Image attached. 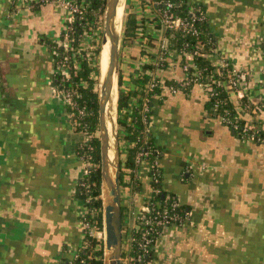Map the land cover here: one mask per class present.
I'll return each instance as SVG.
<instances>
[{"label":"crops","instance_id":"obj_1","mask_svg":"<svg viewBox=\"0 0 264 264\" xmlns=\"http://www.w3.org/2000/svg\"><path fill=\"white\" fill-rule=\"evenodd\" d=\"M128 1L148 36L141 27L120 51L124 90L136 89L145 64L154 65L151 79L182 80L190 57L171 48L159 64V0ZM187 1L206 10L216 39L208 59L226 58L247 73L242 88L229 93L236 117L264 127V113L249 106L264 98V0ZM28 2L0 0V264H66L85 240L88 207L79 183L88 164L79 148L86 136L56 83L48 41L62 46L72 16L55 2ZM169 87L152 96L148 138L160 152L162 188L187 207L190 221L164 228L144 264H264V139L244 136L211 112L204 87ZM139 99L132 95L131 106ZM150 168L140 161L133 171L140 185L121 186L128 224L153 196Z\"/></svg>","mask_w":264,"mask_h":264},{"label":"trees","instance_id":"obj_2","mask_svg":"<svg viewBox=\"0 0 264 264\" xmlns=\"http://www.w3.org/2000/svg\"><path fill=\"white\" fill-rule=\"evenodd\" d=\"M176 3V7L173 9L175 13L180 16L189 15L188 9L193 5L194 7L200 6L206 13L204 6L200 3H189L187 0H172ZM85 7L83 19L76 20L75 28L72 30L71 35L75 39L74 43L79 44L80 37L83 34L84 27L86 24H92L96 20V14L98 11H104L106 9L107 0H78ZM181 4L178 5V3ZM157 8L163 9L164 7ZM158 16V15H157ZM155 17L157 21L156 26L160 27V17ZM157 18V19H156ZM154 21V19L152 20ZM201 28V34L199 37L193 35L182 36L181 33L174 30H167L165 34L168 35L171 40L169 43V49L179 50L184 41L189 42L191 45H194L198 42L204 44L203 48L200 50L192 49L194 51L193 62L197 66L196 68L192 67L188 61H184V64H189L190 72L194 73L196 70L200 71L201 77H198V80L202 82H210L214 87V92L216 95L209 97L208 107L211 112L216 113L222 119L224 117V122L230 126L231 129L239 131L242 134L245 133L244 125L245 121L241 118L236 117V109L231 101L228 91H226L222 86L218 85L215 80L221 78L220 72L218 69L211 64V61L208 59L210 53V46L216 43V39L209 31L208 18L206 15V20L198 23ZM88 26V25H87ZM89 27V26H88ZM142 27V30L140 28ZM86 29V27H85ZM139 30L142 31V35L146 34L145 25H140L137 23L136 14L133 12H128L125 16L124 27H123V37L121 42V50L130 46L134 41L139 37ZM63 36V34H62ZM148 36V35H145ZM151 44L152 39L149 37L147 39ZM48 44L51 46V50L54 48L57 49L59 54L56 56V60L62 59L63 55L65 56L67 52L62 46H59L58 43L48 41ZM195 48V47H193ZM102 50V39H100L97 47L88 53V51H83V54L79 57V68L77 70H72L70 77L63 79L60 71L57 73L58 87L60 89L76 90L79 94L75 99L78 103V106L85 108V115H79L78 112L74 117L76 123V129L80 131H87L90 134H93L91 143L95 146L94 152V162L97 163L96 168H92L91 172L87 174L86 180L91 184L89 191L79 189L80 195L88 199L87 207L88 214L86 219L90 220L93 223L97 224L98 230H103V201H102V174H101V150H100V138L94 136L95 132L99 130V92L95 90L96 84L99 82L100 75V54ZM166 56V54H165ZM55 58V57H54ZM228 60V59H227ZM232 62V61H231ZM74 62L71 61V65ZM163 63L165 66V60H160L159 64ZM153 64H145L142 67V73L138 76L136 80V89L131 93H127L122 85V75L119 73L118 77V103H117V123H118V137L120 142V153L126 152L124 159H121V186L126 184H133L134 187H138L140 184L134 178L133 171L137 168V155L142 149H156L153 146L152 141L148 138L149 131V115L151 111L144 113L142 111V101L145 96L149 97L150 107H152V96L155 93H161L166 86H171L176 84V80L165 79L162 80L160 77L156 78L157 86L153 91L148 90L147 84L150 82L152 75L147 72L149 68L153 69ZM59 70V69H58ZM194 87V84H191L189 87L185 88L183 91H190ZM132 95L140 96L138 106L132 107ZM219 101L218 107H215V102ZM248 103V102H246ZM250 104V103H249ZM70 108V107H69ZM252 107H250V110ZM70 110H72L70 108ZM228 111L229 113H227ZM144 114L147 115L144 118ZM231 120H229V119ZM256 122V121H255ZM238 124V128L234 127V124ZM257 123V122H256ZM123 144V145H122ZM150 163H153V158H150ZM156 166V165H155ZM126 169H130L129 172ZM158 171L160 182L155 183L151 181L152 187L159 188L160 194L153 196L152 201L161 200L165 205H171V199L168 197L167 193L161 186V175ZM151 175L155 169L150 168ZM126 174L130 175V181H126ZM176 199V198H174ZM157 208V209H162ZM176 211L179 214L184 215L187 213V207L183 204H180L176 207ZM123 212V208H122ZM189 213V212H188ZM123 216V227L125 224L124 215ZM178 226H182L179 224ZM154 250V249H153ZM70 261V260H69ZM73 264H104V250H103V240L99 241L96 237L88 238V246L82 251H79L76 258L72 259ZM68 262V261H67Z\"/></svg>","mask_w":264,"mask_h":264},{"label":"built area","instance_id":"obj_3","mask_svg":"<svg viewBox=\"0 0 264 264\" xmlns=\"http://www.w3.org/2000/svg\"><path fill=\"white\" fill-rule=\"evenodd\" d=\"M32 3V0H26ZM28 2V3H29ZM35 4H44L49 2H55L66 8L72 18L67 23L66 28L63 31L64 42L62 43V47L65 49L67 54L60 60H56V56L59 54L56 48L53 49L52 55L55 61V66L57 73L63 75L62 78H68L71 75L72 70H77L79 68V57L83 54L82 47L79 44H75V39L71 35L72 30L75 28L76 20L83 19L84 9L82 3L78 2V0H34ZM181 2L178 3V5ZM164 7L163 9L158 8V16L160 17L161 25L164 27L165 31L174 30L181 33L182 36L193 35L195 37H199L201 34V28L198 23L206 20V13L200 7H194L193 5L188 9V14L185 16H180L173 11L176 7V3L172 0H159L157 6ZM165 39V40H164ZM171 38L165 34V38L163 41H160V60L163 61L165 58V54L169 49V43ZM204 44L198 42L194 45H191L189 42L184 41L179 50L175 49L177 53L181 56L190 57L193 59L194 51L192 49L200 50L202 49ZM195 47V48H193ZM263 50H264V40H263ZM216 51L214 45L210 46V53L213 54ZM74 62L72 66L70 63ZM189 64L192 67L196 68L197 66L194 64L193 60L189 61ZM189 64H184L183 69L185 71V77L182 80H176L177 83L172 84L169 88L171 92L176 93L177 91H183L185 88L189 87L191 84H198L205 88L208 92L209 97L216 95L214 92V87L210 82H202L198 80V77H201L200 71L196 70L194 73L190 72ZM211 64L218 69V72L221 74V78L219 80H215L218 85L222 86L228 93L233 91H239L244 85L245 78L247 77V73L245 70L236 67L231 61L226 58H218L217 60H213ZM59 69V70H58ZM156 78L150 80L147 84L148 90L153 91V89L157 86ZM63 97L66 103L71 107L73 117L76 116V113L81 116L85 115V108H81L78 106L76 101V97L79 95L76 90H66L61 89ZM219 101L215 102V107H218ZM138 106V105H136ZM249 106L252 107V112L254 114L264 113V98L259 101H252ZM151 110L149 97L145 96L142 101V111L147 113ZM229 113L228 111H226ZM147 115L144 114V118ZM229 119V118H228ZM224 120V117H223ZM230 120V119H229ZM75 121V119H74ZM231 121V120H230ZM75 123V122H74ZM76 124V123H75ZM234 127L237 129L238 124H234ZM245 133L244 136L254 138L258 141L264 139V127H261L259 123L254 122H246L244 125ZM85 133L86 139L80 145L79 155L80 157L88 164V173L91 172L92 168H96L97 163L94 162V152L95 146L91 143V139L93 134H90L87 131H83ZM159 151L157 149H142L139 151L136 161L139 163L142 160H146L148 164L151 162L150 158H153V163L149 164V167L152 166L153 174L151 175L152 181L155 183L160 182V178L158 175V171L156 169V161L159 156ZM135 171V170H134ZM91 184L88 180L83 179L79 183L80 189L85 191H89ZM160 194V189L153 187V196ZM148 200L146 207L140 212L135 221L130 222L129 224L125 222V226L123 227V264H144L145 260L152 254L155 243L157 239L161 236L164 228L169 226H178L179 224L186 225L190 221L189 213H184V215L179 214L176 211V207L180 205L177 199H171V205H165L161 200H154L152 198ZM88 203V199H86ZM163 208L157 209V208ZM98 230L97 224L91 222L90 220H85V228L84 235L85 240L82 245L80 251L88 246V238L96 237V231ZM66 264H73V261L70 260Z\"/></svg>","mask_w":264,"mask_h":264},{"label":"water","instance_id":"obj_4","mask_svg":"<svg viewBox=\"0 0 264 264\" xmlns=\"http://www.w3.org/2000/svg\"><path fill=\"white\" fill-rule=\"evenodd\" d=\"M120 0H107L102 48L109 37V57L101 80L99 96V132L101 150L102 201H103V250L104 264H123V212L121 191V153L118 128L113 121L115 157L110 156L111 136L107 122L113 119V91L119 77L120 51L123 29L117 28V9ZM123 24V18H122ZM119 93V92H118ZM118 100V94H117ZM117 113V110H116ZM107 189V192L104 190ZM105 191V192H104ZM108 262V263H107Z\"/></svg>","mask_w":264,"mask_h":264},{"label":"rangeland","instance_id":"obj_5","mask_svg":"<svg viewBox=\"0 0 264 264\" xmlns=\"http://www.w3.org/2000/svg\"><path fill=\"white\" fill-rule=\"evenodd\" d=\"M107 6V5H106ZM129 10V1L126 0V4H125V8H124V15H123V24H122V29L124 27V20H125V16L128 13ZM105 11H98L96 14V20L92 23V24H86L84 27V32L80 37V46L82 47V51H88V53L91 51V54L93 53V50L97 47V44L99 43L100 39L103 38V34H104V25H105ZM89 27H88V26ZM123 36V35H122ZM101 61V59H100ZM101 63V62H100ZM96 91L99 92L101 91V71H100V75H99V82L96 84ZM117 103L118 100L116 102V110H117ZM115 122L118 128V123H117V113L115 114ZM94 136L100 138V132L99 130L95 132ZM114 140V139H113ZM126 181H129L128 179H126ZM124 225V223H123ZM97 236L99 237V241H101V239L103 240V230L96 231Z\"/></svg>","mask_w":264,"mask_h":264},{"label":"bare ground","instance_id":"obj_6","mask_svg":"<svg viewBox=\"0 0 264 264\" xmlns=\"http://www.w3.org/2000/svg\"><path fill=\"white\" fill-rule=\"evenodd\" d=\"M126 0H120L119 7L117 9V28L121 29L122 28V18L124 15V8H125ZM109 47H110V42H109V37H107L105 44L103 45V48L101 50L100 54V71H101V80L104 76V73L106 71L107 63H108V57H109ZM117 85L114 87L113 91V119L109 117V108L110 104L107 105V122H108V127H109V133L111 136V148H110V156L115 157V146H114V141H113V121L115 122V114H116V102H117ZM107 192V189H104ZM104 191V192H105ZM108 263V262H107Z\"/></svg>","mask_w":264,"mask_h":264}]
</instances>
